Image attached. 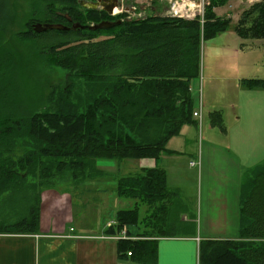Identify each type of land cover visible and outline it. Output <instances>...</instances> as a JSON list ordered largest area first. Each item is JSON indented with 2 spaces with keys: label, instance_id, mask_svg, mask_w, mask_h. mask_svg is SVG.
I'll list each match as a JSON object with an SVG mask.
<instances>
[{
  "label": "trees",
  "instance_id": "obj_1",
  "mask_svg": "<svg viewBox=\"0 0 264 264\" xmlns=\"http://www.w3.org/2000/svg\"><path fill=\"white\" fill-rule=\"evenodd\" d=\"M40 1L43 16L31 17L24 33L41 59L66 72L68 82L59 90L57 110H39L42 93L37 89L33 99L22 95L11 75L15 70L0 59V206L3 200L24 202L26 192L35 194L39 185L37 195L69 178L71 184L101 178L98 160H157L169 152V139L183 125L197 123L191 82L199 76L200 42L216 38L231 23L215 12L228 0H207L202 16L192 19L160 14L129 19L126 12L109 16L82 0ZM15 15L14 1L0 0V35L10 32ZM101 21L120 23L88 29ZM34 23L69 29L35 32ZM75 23L84 27L72 28ZM233 31L242 40L264 39V0L243 10ZM241 82L247 89L264 88L263 79ZM210 115L213 126L224 132L222 115ZM115 185L119 197L134 201L116 212L115 224L106 231L117 235L126 227L125 237L116 240L117 258L156 264L154 238L180 234L174 217L179 208L169 206L177 193L168 188L166 171L141 169L119 177ZM35 200L20 205L24 213L14 220L0 221V233L37 232ZM140 206L147 208L145 216ZM141 221L148 230L138 227ZM238 226L234 240L199 241L198 264H264V161L250 170L242 186Z\"/></svg>",
  "mask_w": 264,
  "mask_h": 264
},
{
  "label": "crops",
  "instance_id": "obj_2",
  "mask_svg": "<svg viewBox=\"0 0 264 264\" xmlns=\"http://www.w3.org/2000/svg\"><path fill=\"white\" fill-rule=\"evenodd\" d=\"M254 1L259 0H231L222 7L238 5L242 6L243 10L248 8ZM220 16L224 15L221 14ZM226 17L232 19L229 14ZM230 33H234V31L232 30ZM218 37L208 42L210 44L216 43L215 46H210V48H214L215 51L218 50L216 55H220L218 69L220 71V85L217 86L218 90H215L222 95H220L221 100L218 109H215L217 107L214 106L212 108L222 115L225 131L221 132L224 138L219 140L220 143L218 145H216L218 141L208 142L205 145L203 155L198 152L197 159L199 158L201 166H203L204 184L208 185L213 180L214 186L207 188L206 191L208 198H216L214 196L216 185L223 186L224 190L228 189V191L226 195L221 196L217 200L216 216L206 219L204 225H202V222H198V219L195 218L194 213L184 211V207L187 208V204L180 203V190L178 187L171 185L169 180L168 171L171 162L181 159L187 160L185 155H181L178 150L166 145L169 152L162 153L157 160L149 158V162L141 163L140 166H143L141 169L159 166L166 171L167 186L171 191L177 193L173 195L172 199L174 201L172 200L171 203L170 200L169 206L179 208L181 210L179 212H183L182 217H180L182 224L177 223V229L181 225H186L178 231L180 234L177 236L154 238L157 244L156 264H197L199 241L203 239H234L239 230L242 186L245 184L250 170L264 161V89L242 90L238 89L237 86L221 82V80L223 81L226 78L225 70L229 71L231 66L226 64L228 61L224 56L227 54L226 48L222 45L219 49L217 46L222 43L214 42L221 39ZM232 40L239 43L240 49L245 47L250 49L251 55L247 57V69L251 70L250 75H248L249 78L264 80V39L242 40L235 34ZM209 51L212 53V49H209ZM234 51L237 54L240 53L237 47ZM241 63L242 61L240 60L236 63L239 75L236 78L238 80L247 77H243L239 73L245 70V66H242ZM216 67L218 68V63ZM218 71L216 70V72ZM231 92H235L234 98L230 96ZM197 111L202 118V105H199ZM186 125H183L182 128ZM183 131L184 136L189 132L188 128H184ZM192 156L195 157V153ZM187 162L190 165L191 161L187 160ZM115 187L116 185L113 184V186L109 187L104 186L102 189L109 196H107L108 200L106 202H99L102 204L98 206L102 207L103 210L106 208L109 215H107L104 222H101L98 228L92 231H84L74 225L67 226L65 221L57 223L56 219L58 217L54 214L57 205L54 200L56 198L59 199V208H62V204L68 205L69 202L72 203V200H70L69 195L65 191L63 194L52 189L43 192L40 197L37 232L29 234L0 233V264H133L128 260H119L117 258V239L112 237L116 234H106L107 229L115 224L114 217L116 212L123 209L122 206L125 207L127 205L117 195ZM111 209L114 210L113 218H110L111 214L109 212L112 211ZM139 211L142 216L147 214L145 206H140ZM163 214L165 215V213ZM67 216L69 217V212ZM169 217V212H167L166 218ZM194 221L198 222L196 232L195 228H190V224ZM145 223L141 221L140 224L138 223L140 225L138 227H141V230H148V226ZM173 224L175 222L172 220ZM202 226L204 231L200 230ZM124 228L126 232V227ZM229 231H235V234L230 235Z\"/></svg>",
  "mask_w": 264,
  "mask_h": 264
},
{
  "label": "rangeland",
  "instance_id": "obj_3",
  "mask_svg": "<svg viewBox=\"0 0 264 264\" xmlns=\"http://www.w3.org/2000/svg\"><path fill=\"white\" fill-rule=\"evenodd\" d=\"M13 1L16 14L15 21L12 29L7 35H0V59L4 64L6 63L9 67V71L12 69L15 70L14 75L11 72L10 73L20 83V91L22 95L25 93L33 99L34 94L38 89L39 93H42V99L41 101L39 99L38 104L41 106L39 110H57L61 105L59 102V90H61V88H63L68 82L67 75H65L66 72L62 68L50 65L44 59H41L36 53L34 43L24 33L30 27L29 21L31 17L41 18L43 16L45 4L40 0ZM90 1L91 0L83 1L82 4L91 6ZM191 1L196 3L198 0H119L120 6L114 8L117 9L114 15L116 16L127 11V15L131 19L143 18L150 14H160L161 16L173 17L168 11L170 10V7L176 3V5L179 6V10H181V14H187L190 17L187 18L184 16L180 18L192 19L198 15L202 16L203 11L200 13L196 10H190L189 4ZM206 3L207 0H205V4ZM150 4H153V6L150 7ZM243 10L242 6L238 5L216 8V13L220 15L222 14L225 17L229 14L232 16V19L229 28L220 33L218 35L220 37L217 36L221 39L215 40L214 42L222 43L217 46L219 49L222 45L226 48L227 54L224 55L228 60L226 64L231 66L229 71L227 69L225 70L226 78H224L223 81L221 80V82L237 86L238 89L247 90V88L242 85L241 80L236 78V76H239L236 63L238 60L242 61L241 64L242 66H245V70L244 72L242 71L239 73H241L243 77L247 76L246 78H249L248 75H250L251 70L247 69V57L251 55L250 49L247 47L240 49L239 43L232 40V38L235 37V34L230 33L233 30L235 20ZM106 37L107 36L105 35L99 36L100 39ZM215 44L216 43L210 44L208 41L200 42L199 76L191 82V95L194 101V107L199 109V105H202V118L198 117L196 124H190L192 126L186 125L183 127L181 133L173 136L167 142L168 147L178 150L181 155H185L187 160L196 163L195 166H191L188 165L187 160L184 159L172 161L168 173L170 184L178 187L180 190V203L187 204V208L184 207V211L194 213L195 218L198 219V222L201 221L202 225H204L206 219L214 218L216 216L217 200L221 196L226 195L228 191V189L224 190L223 186L216 185L214 196L217 199L208 198L206 191L207 188L214 186L213 180L208 185L204 184L203 166H201L199 158L197 159L198 152L203 155L205 145L208 142L218 141L216 143V145H218L220 143L219 140L224 138L223 133L217 127L213 126L210 115L212 111H216L213 110V106L217 107L215 109H218L221 100L220 95H222L216 91L218 90L217 86L220 85V71H218L220 55H216V51L218 53V50L215 51L214 48H210V46H215ZM236 47L240 50L239 54L234 51ZM209 49H212V53ZM217 63L218 68L216 67ZM216 70L218 72H216ZM235 95V92L230 93V96L233 98ZM184 128H188L189 130L186 136H184ZM193 146L194 150L192 151ZM193 153H195V157L192 156ZM149 160V158L98 160L97 163L99 164V168L104 171L101 178L98 177V179L93 181L85 180L83 182L72 184V181L69 178L67 181H62L56 185L52 190H56V192L60 194H63L65 191L66 194L69 195L70 200H72V203L69 202L68 205L62 204V208H59V199L56 198L54 200V203L57 205L54 211V214L58 217L56 219L57 223L65 221L67 226L74 225L80 227L84 231H92L93 229L98 228V226L101 225V222H104L107 215H109L106 208L103 210L102 207L98 206L102 204L99 202H106L108 200L107 196H109V194L102 190L104 186H113L117 178L139 172L141 167H143L140 166L141 163L149 162ZM39 186L37 187L35 194V191L29 190L26 192V200H24V202H20L18 199L13 200L14 203L3 200L1 203L2 205L0 206V211L5 218H1L4 217L3 215L0 216V221L8 222L7 220H14L16 218V216H14L15 214L18 217L24 213V209H22L23 207L21 206L32 204L34 199H36L35 202L38 200L40 204L41 194L50 189H42L39 191L40 194L37 195ZM121 200L123 203L127 204L125 207L122 206L123 209L133 206V200L124 198ZM111 210L112 211L109 212L112 215H110V218H113L114 210ZM179 211L181 210L177 209L175 211L176 213H174V217H177L176 221L179 224H182L180 217H182L183 212ZM68 212L69 217L67 216ZM198 222L194 221L190 224V228H195V232ZM184 226L186 225H181L177 230L180 231ZM200 230L204 231L203 226ZM189 231L191 232V230ZM229 233L230 235H234L235 231H229ZM237 237L238 234L234 239Z\"/></svg>",
  "mask_w": 264,
  "mask_h": 264
},
{
  "label": "water",
  "instance_id": "obj_4",
  "mask_svg": "<svg viewBox=\"0 0 264 264\" xmlns=\"http://www.w3.org/2000/svg\"><path fill=\"white\" fill-rule=\"evenodd\" d=\"M101 1V5L100 8L103 9L107 14L111 15L114 11V8L120 6L119 4V0H97V2ZM83 5V4H82ZM86 7H91V8H97V6H89V5H84ZM120 21L117 22H110V21H101L97 24H91L88 26V29L90 30H97L100 28H111L114 25L119 24ZM33 29L35 32H42L45 31L47 29H56V30H66L69 29L67 27H64L62 25L59 24H41V23H34L33 24ZM77 27H84V26H80L79 24L75 23L72 24V28H77Z\"/></svg>",
  "mask_w": 264,
  "mask_h": 264
},
{
  "label": "built area",
  "instance_id": "obj_5",
  "mask_svg": "<svg viewBox=\"0 0 264 264\" xmlns=\"http://www.w3.org/2000/svg\"><path fill=\"white\" fill-rule=\"evenodd\" d=\"M192 4V6H191ZM204 4H205V0H198L196 3L194 1H191V3L189 4L190 10H196L200 13H202L203 8H204ZM179 6L176 5V3H174L171 7L170 10L168 11L173 17H184L186 16L187 18H190L187 14H181V10H179L178 8ZM179 11V12H178ZM193 16H195L194 14H192ZM194 116L196 117H200V114L198 112H194L193 113ZM191 166H195L196 163L191 161L189 163ZM115 239H119L121 237H125V228H122V230L115 236H112ZM128 255H130V253H128Z\"/></svg>",
  "mask_w": 264,
  "mask_h": 264
},
{
  "label": "flooded vegetation",
  "instance_id": "obj_6",
  "mask_svg": "<svg viewBox=\"0 0 264 264\" xmlns=\"http://www.w3.org/2000/svg\"><path fill=\"white\" fill-rule=\"evenodd\" d=\"M83 1H87V0H83ZM83 1H82V2H83ZM106 1H107V0H106ZM101 3H102L101 1L97 2V0H91V1H90V5H91V6H97L98 9L100 8ZM151 6H153V4H150V7H151ZM133 7H134V5H133ZM124 12L127 13V11H124ZM114 14H115V13H114V11H113V13H112L111 15H109V14H108V15H109V16H114ZM128 18H129V17H128ZM129 19H131V18H129Z\"/></svg>",
  "mask_w": 264,
  "mask_h": 264
},
{
  "label": "bare ground",
  "instance_id": "obj_7",
  "mask_svg": "<svg viewBox=\"0 0 264 264\" xmlns=\"http://www.w3.org/2000/svg\"><path fill=\"white\" fill-rule=\"evenodd\" d=\"M191 6H192V4H191ZM116 11H117V9H114V13H116Z\"/></svg>",
  "mask_w": 264,
  "mask_h": 264
}]
</instances>
